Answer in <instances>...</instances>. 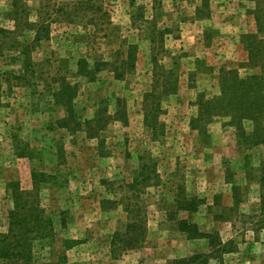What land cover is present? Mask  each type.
<instances>
[{
  "label": "rangeland",
  "instance_id": "obj_1",
  "mask_svg": "<svg viewBox=\"0 0 264 264\" xmlns=\"http://www.w3.org/2000/svg\"><path fill=\"white\" fill-rule=\"evenodd\" d=\"M74 1L0 0V28L15 30L14 17L49 26L47 39L30 52L32 69L26 68L29 63L24 64L19 50L3 47L0 54L2 231L8 230L14 209L13 185L32 191L33 171L50 174L46 183H39L41 206L53 233L37 239L32 259L21 264H173L209 251L205 239L189 240L177 229L182 218L237 243V250L221 261L195 264H264L259 181L264 144L239 146L228 118L215 119L208 136L190 124L198 111V93L209 98L219 94L224 66H239L242 77L255 71L237 59H224L225 53L215 51L220 47L216 42L208 45L214 29L228 19L224 6L229 0H209L203 34L192 24L193 18L201 19L196 12L203 0H103L107 14L98 13L94 21V14L58 12ZM255 6L253 1L250 10ZM33 37L28 31L19 39ZM129 46L135 52L134 67L131 62L125 70L122 61ZM82 59L91 70L96 60L104 63L94 80L78 73ZM113 65L120 67L118 73L124 71L122 78L115 77ZM161 67L176 69L178 90L162 100L158 119L163 131L156 136L144 122L143 105L146 93L161 89L156 83ZM60 76L78 86L72 102L78 118L69 120L70 128L59 121L71 112L47 90V83L60 87L61 81H52ZM119 104L124 119L104 124ZM99 109H104L103 121L92 126L100 130L90 137L89 121ZM244 125L251 130L250 121ZM144 155L155 162L153 179L158 181L146 187L132 182ZM178 195L179 200L195 196L204 202L198 212L179 210ZM130 217L146 222L144 238L114 254V233L124 231Z\"/></svg>",
  "mask_w": 264,
  "mask_h": 264
},
{
  "label": "trees",
  "instance_id": "obj_2",
  "mask_svg": "<svg viewBox=\"0 0 264 264\" xmlns=\"http://www.w3.org/2000/svg\"><path fill=\"white\" fill-rule=\"evenodd\" d=\"M255 1V8L252 13L256 19V31L242 35L241 42L247 52V60L241 62L242 67L255 70L250 75L242 77L238 67L224 66L220 76V92L211 98L205 96L203 92L198 93L194 105L197 107V113L191 118L190 124L194 130L208 136V126L217 118H228V126H232L239 138V146L250 149L257 145L264 144V0ZM103 0H76L66 7H60L58 12L66 15H79L80 13L94 14L93 21L98 13L107 14L102 6ZM209 0H203L202 6L197 8V16L201 19L209 17ZM82 11V12H81ZM205 15V16H203ZM27 17V16H26ZM15 30L0 28V54L3 47L5 49L19 50L22 60L29 63L27 69H32L30 61L33 48L43 39L49 36V26L43 21H31L27 18L21 19L14 17ZM33 31L34 37L29 41H21L19 36L25 35V32ZM209 31V29L207 30ZM46 32V33H45ZM44 33V35H42ZM207 37V35H206ZM134 50L129 46L125 50L126 57L122 61V65L127 70L134 67L135 54ZM104 63L95 61L93 69H89L85 59L79 61L78 73L84 75L88 80L95 79V72L102 68ZM175 64V63H174ZM121 65V66H122ZM114 66V74L117 78H122L123 72H117L120 67ZM24 67V66H23ZM159 76L161 81L157 80V84L161 85V89L155 93L148 92L144 99V122L148 125L152 132L158 136L163 124L158 119L162 111V100L178 90V72L174 68L165 69L161 67ZM23 77H19L21 80ZM52 78H50L51 80ZM23 80V79H22ZM52 81H61L60 87L54 89L50 83L48 92L56 99L59 105L66 107L71 113L62 118L59 123L64 128H70L69 120L78 118L72 110L73 98L77 95V84H71L65 76L54 77ZM118 99H116L117 101ZM119 101V100H118ZM104 109H99L90 126V137L98 133V128L92 127L94 124L102 123L101 113ZM106 111V110H105ZM125 112L119 108L115 110L114 117H108L104 124H108L112 120H123ZM250 121L251 130H247L244 123ZM79 125L77 122L74 127ZM97 129V130H96ZM146 160L144 161V159ZM143 163L140 165L138 174L133 178L135 184L143 183L144 187L149 185L153 178H157L156 164L151 157L145 155L141 157ZM156 174V175H155ZM50 174L46 172H32L33 187L32 191L23 192L18 189V185H13L17 190L13 193L14 209L9 214V225L6 232L1 230L0 218V260L3 263H23L30 262L32 259L34 242L37 239L46 237L53 233V226L49 218L45 216V210L41 206L40 191L41 184L48 181ZM260 181V210L264 214V174L259 178ZM158 182V181H156ZM233 190L237 196V186L233 185ZM203 200L195 196L184 197L179 200L178 209L184 211L198 212L203 204ZM234 208H231L233 210ZM24 210L23 213L21 211ZM130 213V210H127ZM132 213V211H131ZM1 216V215H0ZM175 218V214L172 215ZM221 218V217H219ZM145 221L135 220L130 217L124 231L114 233L111 241L113 253L117 254L120 249L126 250L138 245L145 235ZM264 224V222H263ZM177 229L186 234L189 240L205 239L207 241V252H198L188 257L180 259L173 264H195L207 263L211 258L221 261L225 254L237 250V243L234 239L223 241L219 231L202 230L197 223L191 222L185 218L177 221ZM142 238V239H141ZM120 242V244H119Z\"/></svg>",
  "mask_w": 264,
  "mask_h": 264
},
{
  "label": "crops",
  "instance_id": "obj_3",
  "mask_svg": "<svg viewBox=\"0 0 264 264\" xmlns=\"http://www.w3.org/2000/svg\"><path fill=\"white\" fill-rule=\"evenodd\" d=\"M229 1L224 6L227 8L226 12L228 11L227 13H230L228 14V19L224 22L223 26H218L214 29L215 33H213L214 36L212 38V42L208 45H212V47H214L216 42L220 47H218V49L215 51L220 52L221 54L225 53L227 57L223 58L230 60V62L235 61L236 59L239 60V63L245 62L247 60V52L244 49L241 39L242 35L256 31V19L250 10L253 1L237 0L236 2V0H233L231 3ZM192 24L200 29L201 34L204 33V20L193 18ZM195 34L198 35L196 32L192 34L190 38L194 39L196 37ZM200 38L201 37H198V39ZM202 43L205 47H208L205 44L204 36H202ZM212 47H210V49ZM218 57L222 56L220 55ZM261 145L263 144L257 145L254 148H257Z\"/></svg>",
  "mask_w": 264,
  "mask_h": 264
}]
</instances>
